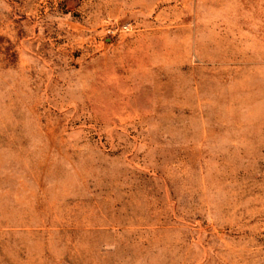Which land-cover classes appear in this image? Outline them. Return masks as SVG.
Here are the masks:
<instances>
[{
  "label": "rangeland",
  "instance_id": "374dc122",
  "mask_svg": "<svg viewBox=\"0 0 264 264\" xmlns=\"http://www.w3.org/2000/svg\"><path fill=\"white\" fill-rule=\"evenodd\" d=\"M0 264H264V0H0Z\"/></svg>",
  "mask_w": 264,
  "mask_h": 264
}]
</instances>
